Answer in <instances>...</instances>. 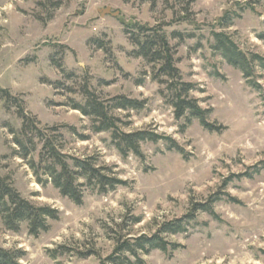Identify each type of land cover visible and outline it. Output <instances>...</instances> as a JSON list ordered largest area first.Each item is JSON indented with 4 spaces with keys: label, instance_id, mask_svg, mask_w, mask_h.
I'll return each mask as SVG.
<instances>
[{
    "label": "rangeland",
    "instance_id": "1",
    "mask_svg": "<svg viewBox=\"0 0 264 264\" xmlns=\"http://www.w3.org/2000/svg\"><path fill=\"white\" fill-rule=\"evenodd\" d=\"M107 7L116 16H101ZM135 25L165 33L182 81L193 85L189 97L216 129L176 117L170 78L134 54ZM216 33L264 58V0H0V175L32 204L58 211L36 236L27 222L8 229L0 214V249L15 264H114L111 256L115 264H264V69L245 78L215 50ZM89 97L122 131L173 143L146 141L141 155H122L95 116L75 109ZM121 98L142 105L123 109ZM22 111L42 137L23 135ZM46 140L71 170L85 160L124 184L102 192L79 176L76 204L40 162ZM178 221L186 229L162 235L167 251L116 253L128 237Z\"/></svg>",
    "mask_w": 264,
    "mask_h": 264
},
{
    "label": "trees",
    "instance_id": "2",
    "mask_svg": "<svg viewBox=\"0 0 264 264\" xmlns=\"http://www.w3.org/2000/svg\"><path fill=\"white\" fill-rule=\"evenodd\" d=\"M224 18H222V21ZM131 33L130 39L136 46L134 54L150 63L159 64L157 75L170 78V84L165 90L172 95V105L174 106L176 117L181 118L187 115L189 121L192 118L198 119L204 128L208 130L216 129L209 122L210 110L202 109L196 99L189 97L190 91L193 90V85L182 81L179 71L175 66L172 48L165 33L158 27L150 28L144 25H135V30ZM215 38V50L230 65L241 69L245 78L253 75V66L257 65L264 69V58L258 55L248 58L233 40L223 33H216ZM4 93L9 96L8 91H4ZM118 102L119 107L123 109H139L142 105L137 100L127 98H121ZM75 109L85 116H95L98 119L96 129L98 131L109 130L117 149L124 156L129 152L141 155V144L146 141L157 143L160 139H164L172 142L170 138L145 130L136 132L122 131L114 124L102 105L97 103L92 97L88 98L85 105L78 104ZM21 116L24 119L23 135L25 136L28 134V131H32L33 134L35 133L36 136L40 137L41 130L37 127L36 123L23 111ZM15 141L18 147H20L19 149L22 148L25 151L21 157L28 159L30 149L21 140L15 138ZM44 161L48 162L46 169L49 171L48 175L54 186L59 189L63 196L70 198L78 205L82 203V194L78 191L79 185L75 184L79 176L88 180L90 185L99 187L102 192L114 190L119 185L124 184L123 181L106 175L100 168L93 166V164L85 160H74L77 172L71 170L67 163L62 160L61 154L55 149L53 143L48 140L45 141L40 153V162L43 163ZM29 165L35 175L38 176L39 172L36 164L31 162ZM203 208H206V206H203ZM0 214L8 229L18 231L20 225L23 222H27L29 232L35 236L48 230V219H58V211L56 209L32 204L12 187L8 178L1 175ZM185 229L186 224L183 221L164 224L161 230L153 236L128 237L124 242L117 245L116 253H128L132 256H138L139 254H147L153 249L167 251L170 244L162 235L165 233H182ZM108 260L114 264L117 263L115 256H111ZM0 264H15L12 254L0 249Z\"/></svg>",
    "mask_w": 264,
    "mask_h": 264
},
{
    "label": "water",
    "instance_id": "3",
    "mask_svg": "<svg viewBox=\"0 0 264 264\" xmlns=\"http://www.w3.org/2000/svg\"><path fill=\"white\" fill-rule=\"evenodd\" d=\"M99 12H100L101 16H104L105 14H110V15L116 16V14H117V12L116 13L111 12V9L109 7L104 8V9H100Z\"/></svg>",
    "mask_w": 264,
    "mask_h": 264
}]
</instances>
